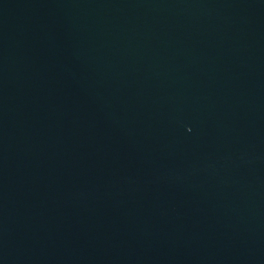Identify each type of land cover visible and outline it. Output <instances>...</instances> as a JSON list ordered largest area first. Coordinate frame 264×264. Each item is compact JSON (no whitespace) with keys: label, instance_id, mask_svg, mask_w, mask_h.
Listing matches in <instances>:
<instances>
[{"label":"water","instance_id":"water-1","mask_svg":"<svg viewBox=\"0 0 264 264\" xmlns=\"http://www.w3.org/2000/svg\"><path fill=\"white\" fill-rule=\"evenodd\" d=\"M0 264H264V0H0Z\"/></svg>","mask_w":264,"mask_h":264}]
</instances>
